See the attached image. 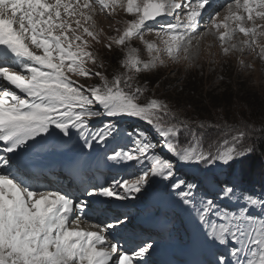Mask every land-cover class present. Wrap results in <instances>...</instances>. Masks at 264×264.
Instances as JSON below:
<instances>
[{
	"label": "snow or ice",
	"instance_id": "6c2138e0",
	"mask_svg": "<svg viewBox=\"0 0 264 264\" xmlns=\"http://www.w3.org/2000/svg\"><path fill=\"white\" fill-rule=\"evenodd\" d=\"M209 4L0 0V264H153L157 242L130 229L129 200L194 225L214 249L207 264H264V184L247 187L237 171L246 158H264V131L252 139L258 129L245 121L244 102L197 110L141 99L148 82L140 86L139 74L164 65V57L193 67L203 36L214 35L224 57L247 49L264 61V0H222L223 17H206ZM117 10L130 19L107 36L109 51L124 49L117 57L123 71L109 78L88 65L105 67L92 51L102 35L97 11ZM153 33L158 42L145 39ZM238 34L244 39L233 43ZM136 39L147 60L131 47ZM55 158L76 171L77 184L29 174ZM178 166L193 175L177 178ZM199 166L227 167L233 178L210 195ZM101 170L115 175L101 183Z\"/></svg>",
	"mask_w": 264,
	"mask_h": 264
},
{
	"label": "rangeland",
	"instance_id": "374dc122",
	"mask_svg": "<svg viewBox=\"0 0 264 264\" xmlns=\"http://www.w3.org/2000/svg\"><path fill=\"white\" fill-rule=\"evenodd\" d=\"M220 17H223L225 14L224 9L222 8L217 12ZM217 13L214 15L216 16ZM127 19H130L124 12L117 10V13L113 16H108L106 13H101L97 11L94 21L97 31H102L100 36V43H93L92 51L98 57V63L102 61L105 64L104 68L97 69L93 65L89 64L93 71L99 70L106 74V68L108 60L114 55H118L120 58H123L124 49L116 48L115 51H109L105 45L107 44V36L117 35L115 32L116 27L123 28V22ZM117 20L121 23L117 24ZM204 25H201L203 30ZM146 40L158 42V38L153 34H146ZM244 39V37L238 34L233 41V43L239 44V42ZM260 44H264V37L258 38ZM195 45V41L193 42ZM200 49L201 56L195 61V64L191 68H186L183 64H175L167 61V58L164 57L166 63L164 65L158 66L156 69L152 70L151 73L139 74V83L140 86H145L142 82L148 80V91L145 92L144 96L141 98L142 101L152 98H166L170 99L167 89L162 90V86L167 83H172V90L170 94L173 93L174 87H183L186 80L191 82H197L199 78H202V84L199 86L196 85V89L202 93L196 99L200 103V107L204 110H210L204 103V99L210 98L215 104L221 103L222 100L227 96L234 97L238 91H243L247 93L248 96H257L258 98L264 97V61H261L256 53L251 52L247 49L241 52H234L228 57H224L222 50L219 47L218 40L214 35L203 36L200 40ZM131 47L137 49V55L142 60H147L148 53L147 49L144 46L143 42L139 39L131 42ZM257 52L259 47H257ZM123 71V69H121ZM150 76V77H149ZM142 77V78H141ZM146 77V78H145ZM73 79H76L73 77ZM142 80V81H141ZM78 83H82L85 86L90 84L99 83L98 79H79ZM156 82H162L160 86H155ZM170 85V84H169ZM200 86L202 88H200ZM183 97H178L176 100L181 101ZM162 155H167L166 153H161ZM182 168H187L181 166ZM216 167H209L208 169L204 168V171L214 168L215 170L221 169ZM246 166H244L245 169ZM264 169V168H263ZM247 172V169H245ZM183 172V171H182ZM260 173V179H255L252 182L245 184L247 187L254 188L259 190L260 186L264 184V172ZM258 173V174H259ZM181 178L188 176L187 173L180 174ZM193 175V174H191ZM190 177V176H189ZM246 177V176H244ZM212 180L213 183H217L214 180V177L208 176L205 177V183L203 187L211 195V185L208 181ZM151 210H154L151 206ZM172 217L175 219V222H180V219L175 217L172 214Z\"/></svg>",
	"mask_w": 264,
	"mask_h": 264
},
{
	"label": "trees",
	"instance_id": "16d2710c",
	"mask_svg": "<svg viewBox=\"0 0 264 264\" xmlns=\"http://www.w3.org/2000/svg\"><path fill=\"white\" fill-rule=\"evenodd\" d=\"M117 57L119 56L114 55L110 57L111 58L110 61L108 60L107 68L105 71H106V75H108L109 78H111V75L113 74L114 71H121V69H119L117 65ZM202 80H203L202 78H199V80L196 83L195 82L190 83L189 80H186L183 87L180 88L174 87L173 93L170 94V91L163 92V93H168L170 96H172L170 97V99L169 98L168 99L164 98V99L175 100L181 105L190 104L192 107H194L197 110H204V108L200 107L201 106L200 103H198V101L196 100L200 96V94H202L196 89V85L199 86L200 84H202ZM145 81H143L142 83L144 84ZM171 86L172 83L169 82L166 85H163L161 88L164 91ZM200 88L202 87L200 86ZM178 97H183V98L181 101H178L176 100ZM236 100H240L244 102V104L246 105V107L242 108L240 111L243 113L245 121L247 123L252 124L255 128L258 129L257 134L252 137V139H257L260 135V132L264 131V124H261V120L264 119V97L258 98L256 95L251 97L248 96L247 93H244L243 91L240 90L236 94H234V97L226 96L221 103H218V105L224 102H227L229 104H234ZM204 103L210 110L212 104H215L212 99L206 97L204 99ZM244 166H246L245 169H247V172L245 171ZM233 167L236 168L237 165L234 164ZM263 168H264V158H262L259 155V153H257L254 156L246 158V160L239 165L237 171L238 173H242V179L244 180L245 184H247L248 182H252L255 179H260L261 177L259 172H264ZM227 170L230 173L226 174L227 176L226 181H228V177L233 178L231 175V169L227 168Z\"/></svg>",
	"mask_w": 264,
	"mask_h": 264
},
{
	"label": "bare ground",
	"instance_id": "6f19581e",
	"mask_svg": "<svg viewBox=\"0 0 264 264\" xmlns=\"http://www.w3.org/2000/svg\"><path fill=\"white\" fill-rule=\"evenodd\" d=\"M77 183H78V182H76V184H77ZM163 230H164V226L161 227V231H163Z\"/></svg>",
	"mask_w": 264,
	"mask_h": 264
}]
</instances>
